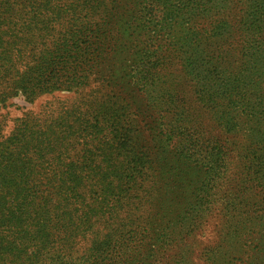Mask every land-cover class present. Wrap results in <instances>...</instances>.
I'll list each match as a JSON object with an SVG mask.
<instances>
[{
	"label": "trees",
	"instance_id": "obj_1",
	"mask_svg": "<svg viewBox=\"0 0 264 264\" xmlns=\"http://www.w3.org/2000/svg\"><path fill=\"white\" fill-rule=\"evenodd\" d=\"M230 1L234 21L218 18L224 6L215 0H146L126 21L121 0H0V109L15 94L32 102L89 86L109 22L117 36L108 53L118 55L129 31L147 29L140 19L151 22L162 5L154 25L168 40L162 55L144 45L124 51L131 66L101 73L69 105L27 110L8 133L0 119V264H151L155 246L177 244L173 235L201 224L202 240L210 236L202 264H264V0ZM96 9L102 16L88 25ZM173 59L195 105L165 81L157 87V69ZM133 110L156 112L147 141L158 158L151 174L134 151ZM140 181L153 189L146 202L155 212L131 229L137 244L126 249L111 227ZM102 223L104 235L95 230ZM83 240L88 254L77 258Z\"/></svg>",
	"mask_w": 264,
	"mask_h": 264
},
{
	"label": "rangeland",
	"instance_id": "obj_2",
	"mask_svg": "<svg viewBox=\"0 0 264 264\" xmlns=\"http://www.w3.org/2000/svg\"><path fill=\"white\" fill-rule=\"evenodd\" d=\"M110 1V0H107ZM122 2L126 3L124 7V14H125V20L130 21L132 20L137 13L139 12V8L144 5L146 0H121ZM235 0H233L234 2ZM216 6L222 5L224 6V9L226 8V11L223 9L221 11V14L218 15V18L227 19V21H234L236 17L239 15V13H236L233 11V4L229 0L225 3H220L217 0H215ZM162 5H159L155 11H153L152 17H150V21L148 17L144 16L143 19H140L141 22L145 21L147 29L142 28L141 26H138L131 31H129V34L127 36V41L125 39L122 40L124 43L122 51L118 55H114V53H108L109 49L113 48V43L115 40V36H117L116 31L114 30V26L112 23L109 22V24L103 29L102 31V37H103V45L107 50L103 51L101 55V61L100 66L97 67L94 73V78L92 80L89 79V86H86L84 88H80L76 93H74L76 88H72V90L68 91H55L49 94H42L38 96L35 100L32 102H28L25 100L21 95L15 94L12 95L8 103L0 109V119L3 124V132L8 133L10 129L13 127L14 120L17 117H20L25 111L30 110L33 112H39L42 108L47 107L48 105H52L53 107L56 105H69L70 102H75L77 99H79V96L83 93H88L91 88H95L97 86V83H100V80L98 79L96 81V78L101 75V73H106L108 69L111 71H118V65L121 64H128L131 66L132 63V56L124 51H129L131 53L140 52L142 50V46L144 45L145 51H148L149 54H151L153 57L157 53L159 55L165 54L166 50L168 49L167 43L168 40H164V34H160L162 31L159 30V27L155 26L154 24H158V20L162 17ZM91 11V10H90ZM89 18H87L88 25L94 24L99 20V17H101V9H96L94 12L89 13ZM226 15V18H225ZM115 22V20H113ZM140 22V23H141ZM151 25L155 26V30H151ZM92 26V25H91ZM145 26V27H146ZM168 37H173L168 35ZM234 40V39H232ZM240 43V42H239ZM233 44L238 45V41L234 42ZM225 45V44H224ZM225 48V47H224ZM229 49V48H228ZM230 50V49H229ZM233 53H236V50H231V55H234ZM139 53L135 54L136 56ZM230 55L228 54L227 57ZM123 58H125L123 60ZM228 60H234V57H230ZM238 61V60H237ZM169 63V62H168ZM165 67L161 68L160 70L157 69L156 75L157 79L155 80L157 87L158 84L161 85L163 81L165 83H168L171 87H174L177 91L180 93H183L184 96L187 98L188 101H190L191 104H194L193 101V91L189 87V84L187 83V80L182 76V73L180 71V66L178 64V61L176 59H173L171 61V64L169 63L166 65V60L164 61ZM171 72V76H168V73ZM158 75L160 78H158ZM106 76V74H105ZM121 74H117V77H120ZM117 91L122 93L123 88L121 87L120 90L116 86L113 91ZM126 96L128 97V94L123 91L121 94V97ZM140 93H135L134 97L139 100V104L145 103L143 97ZM135 118H133L132 122V129H133V135L137 142L133 145L134 151H138V155L143 157V159L147 160V163H150V174L154 172V166L158 163L157 158V151L154 150L152 146L148 144V138H149V129L152 128L154 120V112H146V114L137 113V111H134ZM135 130V131H134ZM144 179V178H142ZM154 181V179L152 180ZM138 183V182H137ZM139 185L141 188L136 190L135 193H133L130 196L129 203L126 205L124 203V206L122 208H119L116 211L117 216L119 217L118 222L115 223L111 228L114 229V237L113 239H117L119 243L126 244V249H135L136 247V240L130 238L131 229H134L136 231L141 230V227L143 226V220L146 215H150L151 213L155 212L154 206L148 201L149 196L152 195L153 189L148 188L147 185H149L146 181H140ZM157 188H159V185H156ZM159 192V191H158ZM160 193V192H159ZM154 195L152 196V198ZM209 216V215H208ZM207 216V219H208ZM120 219L123 221L124 226L121 227L120 225ZM209 218L208 220L210 221ZM129 221V222H128ZM128 222V223H126ZM156 224H151L148 226V229L151 231L152 229H156ZM203 224L199 227L198 230L197 226H193L192 229L195 231L193 234H187V235H180V236H174L175 240L177 241V244H166V246L163 249H159L157 251V247H154L153 255H152V262L151 264H172L171 260L174 259V261L182 260L184 261L183 264H202V252L201 247L208 242L209 237L207 235V239L202 240V237L200 234L205 233V225L202 227ZM187 226V225H186ZM196 227V228H195ZM110 228V229H111ZM98 230V233H101L104 235L107 232V229L105 227V224L102 223L98 226H95V230ZM168 231L170 230L167 229ZM166 230V231H167ZM112 232V229H111ZM182 237V238H181ZM214 238V234L212 236ZM112 239V240H113ZM152 242L158 243V239L150 238ZM114 241V240H113ZM177 245V246H175ZM87 244L86 242L80 241L76 246L75 249H77V252L75 253V257H80L82 255L88 254L85 250ZM158 246V245H157ZM140 250L143 251V249ZM129 251V250H128ZM105 255V254H104ZM103 255V256H104ZM110 258V255L106 256V260Z\"/></svg>",
	"mask_w": 264,
	"mask_h": 264
}]
</instances>
